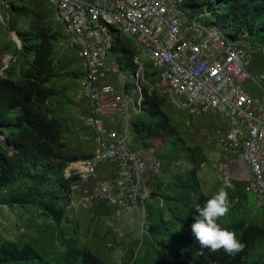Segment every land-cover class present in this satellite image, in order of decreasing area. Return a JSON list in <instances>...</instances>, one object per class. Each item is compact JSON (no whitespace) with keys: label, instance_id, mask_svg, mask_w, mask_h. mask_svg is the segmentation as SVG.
I'll return each mask as SVG.
<instances>
[{"label":"trees","instance_id":"16d2710c","mask_svg":"<svg viewBox=\"0 0 264 264\" xmlns=\"http://www.w3.org/2000/svg\"><path fill=\"white\" fill-rule=\"evenodd\" d=\"M34 2L38 0L12 4L8 29L15 40L5 48L0 46V210L33 207L39 219L59 226L61 236V223L70 222L62 199L73 193L74 183L81 181L79 174L67 178L66 171L72 164L92 158L95 147L89 151L74 149L66 138L67 120L62 112L68 103L58 97L61 88L58 82L83 81L86 69L84 63L81 68H75L72 56L69 59V52L62 50L60 45L69 43L66 34L63 36L51 23L55 8L32 5ZM179 3L181 11L180 5L185 7L186 4L195 10L206 9L208 15L215 17L211 26L221 31L229 29L228 37L232 41L251 48L250 37H256L259 43L264 41V0H180ZM111 28L117 32L112 50L122 49L131 56L132 51L120 47L119 30ZM119 64L122 69L120 61ZM71 67L74 68L71 70ZM137 73L138 68L135 75ZM144 81L142 104L131 111L128 137L146 147L152 142L163 144L165 150L161 158L166 168L174 164L190 167L177 166L166 185L164 180L152 184L150 197L160 192L169 214L152 220L148 227L150 250L143 252L141 248L136 253L137 250L132 249L128 264H264V221L247 218V212L241 207H230L229 216L219 223L235 231L246 245L243 252L235 256L223 250L213 253L202 249L193 236L191 225L197 215L196 208L203 207L212 194L203 191L200 178L205 156L199 147L192 150L187 146L182 129L186 119H192V113L210 112L179 108L157 86L161 81L158 73L145 75ZM85 115L86 110L84 122ZM223 131H231L230 124L224 120L216 134ZM90 137L92 143L91 131ZM220 187L218 182L214 192ZM155 212L158 214L159 209ZM18 235L8 239L0 233V264H50L45 254ZM77 241H66V249L58 256L57 264H104Z\"/></svg>","mask_w":264,"mask_h":264},{"label":"built area","instance_id":"2783aa9c","mask_svg":"<svg viewBox=\"0 0 264 264\" xmlns=\"http://www.w3.org/2000/svg\"><path fill=\"white\" fill-rule=\"evenodd\" d=\"M25 1L0 0L1 23L10 19L1 10ZM48 1L86 69L82 98L95 150L92 158L72 164L81 177L85 208L101 203L114 209L115 219L145 210L153 192L150 183L160 168L157 161L128 148L127 120L123 131L117 129L116 116L127 119L131 99L109 80L116 70L111 52L117 32L111 27L143 45L179 108L210 112L230 124L232 153L245 162L248 187L264 204V101L245 90L249 80L263 88L264 74L255 77L248 70L253 53L249 45L188 17L179 0ZM136 63L141 76L145 68ZM141 104L142 97L134 109Z\"/></svg>","mask_w":264,"mask_h":264},{"label":"rangeland","instance_id":"374dc122","mask_svg":"<svg viewBox=\"0 0 264 264\" xmlns=\"http://www.w3.org/2000/svg\"><path fill=\"white\" fill-rule=\"evenodd\" d=\"M37 3L46 7H54L48 0H38ZM37 3L34 2L32 5H36ZM180 7H182L183 12L188 17L200 19L205 25L212 27L211 23L215 21V17L208 15L206 9L195 10L189 4H186L185 7L180 5ZM1 12L4 16L11 17L10 11L1 10ZM52 16L51 23L65 36V28L56 19V13H53ZM9 21L10 19H5V25L0 21V46L2 48L10 45L13 39L15 40V35H11L12 33L8 29ZM223 31L227 35L230 33L229 29H224ZM115 36H117L116 33L114 34ZM120 36V47L125 46L132 51L133 55L131 53L130 56L128 52L124 53L122 49L119 51L117 48L112 50L111 58L116 63L120 61L122 64L123 80L128 85L126 94L131 99L132 111L134 110V104L140 100V89L142 90L143 84H146L142 73L140 74L141 76L138 73L135 75V70L138 68L136 60H139L146 67L145 70L150 75L155 73V71L156 73L159 72V70L154 67V61L136 38L122 33ZM249 42L253 48V53L248 70L253 76H260L264 74V41L259 43L256 41V37H250ZM64 43L60 45L62 46V50L69 52V59L72 56L75 61V68H81L83 61L78 52L72 49L66 42ZM72 68L74 67H71V70ZM115 76H121V74L118 73ZM115 76L111 73L110 79L115 84V87L121 91L122 85L119 84V79ZM159 83L161 85L159 89L168 95V99L173 101L169 86H165V83L162 81H159ZM252 83L247 84L250 93L256 99H264V81L261 83L263 88L257 85L254 87ZM58 84L61 87L58 97L68 103L62 115L67 120L68 133L66 134V138L69 141V145L74 149L81 148L82 150L87 149V151L94 149L93 142L90 143L89 140L91 139L90 129L84 122L86 105L82 98L83 83L81 79L75 82L67 80L65 82H58ZM58 84H56L57 87ZM204 114L198 112L192 113V119H186V125L182 129V135L186 140L187 146L192 148V150L199 147L201 149L200 152L205 156L206 162L200 172L203 191L207 195L212 194L213 196L215 194V185L218 182L222 185L225 179H230L235 186L234 190H227L229 194L234 195L232 197L229 196L231 208L236 207L238 209L241 207L243 212L244 210L247 212V218L257 217V220L264 221L263 201L257 193L248 187V170L245 162L241 157L232 153L230 143L228 142L230 131L216 134L223 120L213 113ZM130 117L131 112L129 113ZM127 144L131 151L141 155L146 154L144 156L148 157L150 161L155 160L160 164L157 178H152L151 184L156 180L160 182L164 180L166 185L172 171L174 172L177 166L181 169L190 167L188 164H174L172 167L166 168V163L161 158L165 146L161 145V143L159 145L152 142L150 143V147H146L128 137ZM200 152L197 154H200ZM75 166L71 165L67 169V178L78 175ZM166 172L169 175L165 174ZM81 192L82 181H78L73 185V193L69 194L70 196L67 194L62 199L63 203L67 205L68 215L70 216L69 223L66 220L61 223L64 238L62 235L60 236L59 226H54L49 222L47 223V221H43V219H39L33 207L27 209L5 207L1 209L0 233L8 239L14 235V238H16V235L20 234L18 236H21V240L31 242L42 254L46 255V259L50 264H57L58 256L66 249V241L73 240L76 243V238L78 239L77 244L79 242V245L90 249L104 264H128L132 249H136V253L141 248L143 252L150 250L151 236L148 227L152 220L155 221L161 214L165 215V217H168L169 214L168 207L162 203L160 192H157L154 197L146 200L145 210L144 208L141 211L134 209L121 219H115L113 216L114 209L106 205H93L85 208L82 204ZM157 208L159 209L158 214L155 212ZM24 213L26 215H22ZM229 220L224 219L226 222ZM17 226H20L19 230Z\"/></svg>","mask_w":264,"mask_h":264},{"label":"clouds","instance_id":"9594fccd","mask_svg":"<svg viewBox=\"0 0 264 264\" xmlns=\"http://www.w3.org/2000/svg\"><path fill=\"white\" fill-rule=\"evenodd\" d=\"M234 188L231 180L225 179L203 207L197 206V215L191 225V231L202 249L206 248L213 253L223 250L231 256L244 251L246 245L237 238L235 231L222 227L219 223L229 214L231 202L227 190Z\"/></svg>","mask_w":264,"mask_h":264},{"label":"crops","instance_id":"0c3cea01","mask_svg":"<svg viewBox=\"0 0 264 264\" xmlns=\"http://www.w3.org/2000/svg\"><path fill=\"white\" fill-rule=\"evenodd\" d=\"M190 18H192V17H190ZM139 61V60H138ZM140 62V61H139ZM141 63V62H140ZM115 64H116V70H112L110 73H109V80L111 81V79H110V74L112 73V74H114V76L117 74L118 75V73H120L121 74V76H115L116 78H118L119 79V84H121L122 85V88H121V93H126L127 91H126V83L123 81V72H122V70L120 69V64L119 63H116L115 62ZM143 65V64H142ZM144 66V65H143ZM155 67V66H154ZM144 68H146L145 66H144ZM138 70H139V66H138ZM155 73H156V71H155ZM155 73H153V74H155ZM158 74H160L159 72H157ZM146 74H148V75H150V73L148 72V71H144V73H142V76H143V78H144V76L146 75ZM162 81V80H161ZM112 82V81H111ZM163 82V81H162ZM250 82H252V81H249V82H246L245 83V90L255 99V100H257V101H259V102H262V101H264V99H259V98H257L256 99V97H254V95H252L251 93H250V89H249V87H247V84L248 83H250ZM163 83H165V82H163ZM114 84V83H113ZM253 85H254V87H255V84L254 83H252ZM115 85V84H114ZM159 88L161 87V85L160 84H158L157 85ZM165 86H169V85H167L166 83H165ZM170 88V87H169ZM259 89V88H258ZM119 90V89H118ZM164 93V92H163ZM131 112V108H130V110H129V112H128V116H127V119L126 118H123V117H121L120 115H118V116H116V122H117V129L119 130V131H123V129L124 128H126V120L128 121V125H129V113ZM144 155H146V154H144ZM148 155V154H147ZM147 159H148V157H147ZM148 160H150V159H148ZM155 161V160H154ZM151 164V163H150ZM158 175V174H157ZM157 178V176H155L154 177V179H156ZM154 183V182H153ZM150 186L152 187V184H150ZM96 205H103V204H101V203H97V204H95V206ZM94 206V207H95Z\"/></svg>","mask_w":264,"mask_h":264}]
</instances>
